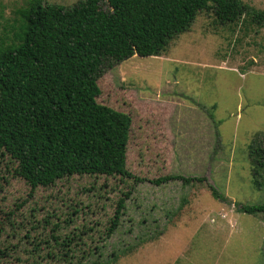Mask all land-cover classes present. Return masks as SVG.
Listing matches in <instances>:
<instances>
[{"label":"rangeland","instance_id":"1","mask_svg":"<svg viewBox=\"0 0 264 264\" xmlns=\"http://www.w3.org/2000/svg\"><path fill=\"white\" fill-rule=\"evenodd\" d=\"M27 2L0 0V30ZM101 71L95 100L130 115L126 168L144 180L76 174L32 187L0 151V264H264V214L237 205L264 203V28L202 11L161 55ZM166 175L190 181L153 182Z\"/></svg>","mask_w":264,"mask_h":264},{"label":"trees","instance_id":"2","mask_svg":"<svg viewBox=\"0 0 264 264\" xmlns=\"http://www.w3.org/2000/svg\"><path fill=\"white\" fill-rule=\"evenodd\" d=\"M104 1L105 8L100 0L71 6L28 0L0 30V151L17 161V174L32 187L76 174L144 180L126 168L130 115L95 100L106 61L161 55L202 11L220 24L264 28V9L244 0ZM173 178L190 181L166 175L153 182ZM212 194L226 200L215 188ZM237 205L264 214V203ZM122 208L121 198L108 233Z\"/></svg>","mask_w":264,"mask_h":264}]
</instances>
